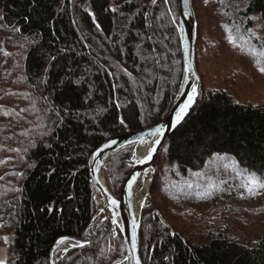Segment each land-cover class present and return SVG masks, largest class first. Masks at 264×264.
I'll return each instance as SVG.
<instances>
[{
    "label": "trees",
    "instance_id": "16d2710c",
    "mask_svg": "<svg viewBox=\"0 0 264 264\" xmlns=\"http://www.w3.org/2000/svg\"><path fill=\"white\" fill-rule=\"evenodd\" d=\"M199 1L192 0L196 20ZM231 1L239 16L264 18V0ZM177 22V0H0V242L8 235L10 245L0 264H51L59 238L85 235L101 203L93 152L128 129L160 122L176 97L183 73ZM197 42L198 27L196 67ZM133 148L114 152L104 168L115 195ZM218 155L264 182V105L202 82L163 147L151 187L173 234L146 207L143 264H264V187L249 197L242 186H224L244 221L227 217L230 206L213 212L215 194L169 182ZM125 255L121 232L114 236L100 219L88 243L64 240L53 253L56 264H125Z\"/></svg>",
    "mask_w": 264,
    "mask_h": 264
},
{
    "label": "rangeland",
    "instance_id": "374dc122",
    "mask_svg": "<svg viewBox=\"0 0 264 264\" xmlns=\"http://www.w3.org/2000/svg\"><path fill=\"white\" fill-rule=\"evenodd\" d=\"M204 1V3L199 1V5L195 6L198 15L197 67L202 75L203 85L225 88L239 101L264 105V72L259 70L264 67V18L257 14L247 17L239 16L237 11L232 9L231 0ZM225 3L229 8L227 10H225ZM228 18L230 22L227 21ZM31 108L33 109V106L29 105L30 113H32ZM132 158H135L134 148L130 159ZM156 173L157 169L154 178ZM168 177L166 176L167 179ZM248 180L249 175L244 174L232 159L223 155L215 156L204 168L190 172L185 178L171 180L169 177V182L173 183L177 189L184 187L191 190L192 188L202 192L205 198H208L210 194H215L219 200L215 205L211 204L215 207L213 212L217 213L225 206H230L227 217L233 220L237 216L244 221H249V217L239 211L238 200L230 194L225 195L224 186L235 183V187L242 186L249 194L247 195L251 197L258 194L261 187L257 186L249 192L245 187ZM114 196L117 197L118 194ZM153 196L155 200L159 199L156 193L152 194L150 188V198L154 205ZM99 198L101 203L96 209V217L85 235L80 238L82 240L91 239L96 231V221L100 219L101 222L104 218L103 213L97 214L103 204L101 197ZM158 201L162 202L160 199ZM148 206L152 207L150 199L146 200L143 210ZM222 206L224 207L221 208ZM72 243L77 244L73 241ZM9 256V237L4 235L0 242V263L8 261ZM53 260L55 262L54 257Z\"/></svg>",
    "mask_w": 264,
    "mask_h": 264
},
{
    "label": "water",
    "instance_id": "95a60500",
    "mask_svg": "<svg viewBox=\"0 0 264 264\" xmlns=\"http://www.w3.org/2000/svg\"><path fill=\"white\" fill-rule=\"evenodd\" d=\"M177 7V31L181 45L183 73L178 92L167 115L160 122L150 127L136 130L128 129L122 134L111 137L96 148L92 155L90 175L101 200L103 201L102 207L99 209L97 214L103 213L104 218L101 221L105 219L109 220L114 236H116L117 230L121 232L126 250L124 259L125 264H143L139 249L140 219L147 199H150L153 211L156 213L158 218L170 230V233L173 234L170 226L155 209L150 198V188L161 152L168 137L189 115L197 102L202 87V81L197 70L195 60L197 20L192 0H177ZM193 89H195L194 102L183 115L180 122L175 123L180 109L188 102V97L193 95ZM174 123L175 126H173ZM160 126H163L162 132H155L154 130ZM157 140L160 141L159 144L156 143ZM130 144H134L135 154L138 148L145 147L147 145L151 146L150 150L155 148V151L152 152L151 159H145L150 150L139 159H129V166L124 171L120 181L118 196L115 197L107 183L104 168L107 166L108 160L114 152ZM146 181L148 184L145 187L144 184ZM137 183L142 184L141 191L143 192L141 204L138 210L134 207V194H132V188L134 184ZM113 200L116 201L115 205L112 204ZM95 217L96 216L93 217V220ZM62 238H64L63 241L71 240L76 242V245H83L89 242L80 238L69 236L59 238L50 252L51 264H55L53 260V253L59 245L58 241H61Z\"/></svg>",
    "mask_w": 264,
    "mask_h": 264
},
{
    "label": "snow or ice",
    "instance_id": "6c2138e0",
    "mask_svg": "<svg viewBox=\"0 0 264 264\" xmlns=\"http://www.w3.org/2000/svg\"><path fill=\"white\" fill-rule=\"evenodd\" d=\"M261 72H264V67H261L259 69ZM194 96H195V89H193V95H190L188 97V102L180 109V112L177 114V119L175 121V123H179L180 120L183 118V115L187 112L188 108L191 107L192 103L194 102ZM123 123V121H121ZM175 123L173 126H175ZM162 127L163 126H160L158 128H156L154 131L155 132H162ZM157 144L160 143L159 140L156 141ZM155 151V148H152L149 152H148V155L145 159H151V156H152V152ZM139 162H143V161H139ZM264 187V182H262L260 179H258L254 173L250 174L249 175V180H248V184L245 185V187L247 188V190L249 192H252L253 189L255 187ZM112 204L115 205L116 204V201L113 200L112 201ZM63 239L61 241H58V243H62L63 242Z\"/></svg>",
    "mask_w": 264,
    "mask_h": 264
},
{
    "label": "bare ground",
    "instance_id": "6f19581e",
    "mask_svg": "<svg viewBox=\"0 0 264 264\" xmlns=\"http://www.w3.org/2000/svg\"><path fill=\"white\" fill-rule=\"evenodd\" d=\"M150 148H151L150 145L138 148L136 151V154H135V159L141 158L143 155H145L150 150ZM147 184H148V182L146 181L144 186L146 187ZM141 189H142L141 183L134 184V186L132 188V194H134V207L136 210H138V208L141 204L142 196H140V193H143L141 191Z\"/></svg>",
    "mask_w": 264,
    "mask_h": 264
}]
</instances>
